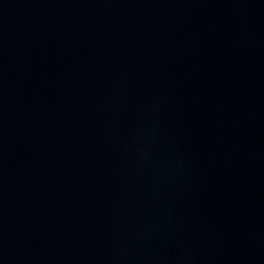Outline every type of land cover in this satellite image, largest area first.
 <instances>
[{
	"label": "water",
	"instance_id": "obj_1",
	"mask_svg": "<svg viewBox=\"0 0 264 264\" xmlns=\"http://www.w3.org/2000/svg\"><path fill=\"white\" fill-rule=\"evenodd\" d=\"M0 264H264V0H0Z\"/></svg>",
	"mask_w": 264,
	"mask_h": 264
}]
</instances>
